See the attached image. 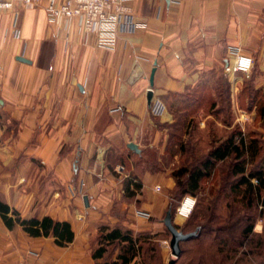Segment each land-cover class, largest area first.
Segmentation results:
<instances>
[{
	"label": "crops",
	"instance_id": "0c3cea01",
	"mask_svg": "<svg viewBox=\"0 0 264 264\" xmlns=\"http://www.w3.org/2000/svg\"><path fill=\"white\" fill-rule=\"evenodd\" d=\"M60 2L0 13V198L23 217L70 221L75 238L58 246L52 237H33L16 226L7 228L14 237L4 249L11 248L14 264H96L88 241L100 225H120L110 210L125 196L126 179L135 176L142 188L132 198L141 204L133 210L136 222L123 225L158 234L154 240L165 252L170 240L162 212L171 198L158 195L161 185L134 167L123 177L115 166L122 158L142 159L148 148L165 154L179 115L204 103L205 95L208 109L221 110L222 80L230 107L250 118L238 122L235 115L233 122L264 123L258 102L244 90L248 84L264 96V0H130L136 25L120 32L113 50L100 47L97 29L85 31L80 17L50 21L47 7ZM238 48L254 57L249 78L225 73ZM157 99L166 105L162 115L152 112ZM211 116H190L186 125L226 124Z\"/></svg>",
	"mask_w": 264,
	"mask_h": 264
},
{
	"label": "rangeland",
	"instance_id": "374dc122",
	"mask_svg": "<svg viewBox=\"0 0 264 264\" xmlns=\"http://www.w3.org/2000/svg\"><path fill=\"white\" fill-rule=\"evenodd\" d=\"M221 84L224 89H228V82L222 80ZM228 97H230V94ZM242 99L243 101H246V96L243 95ZM204 101V103L199 105L200 107H192L187 113L186 110H184V113L179 115L181 123L170 130L171 135L166 145V150L168 151H166L165 154L160 153L156 147L148 148L146 151L147 155H145L142 159L131 158L130 160L128 158H122V161L115 166L116 172L124 177L126 173L134 167L133 171L145 176L147 181L160 184V189H157L156 193L164 198L166 196L173 198L172 205L170 204V201V203L164 207L162 218L165 217L167 210L172 208L175 223L185 232L198 230L199 226L206 227L209 234L203 236L200 241L193 239L188 243H182V247L184 249H188L187 252L189 254L187 253V256L196 255L198 252L196 248L208 247L207 249L209 250L208 245H210L213 235L219 231L226 236V238L231 240V247H235L234 249L237 250L239 249V252L236 255V258H238L236 264H260L261 260L264 259V254L259 257L248 256L247 260L241 251L248 249V245L242 244V247H239L238 244L239 241L243 240L242 230L246 225L253 222V229L256 231L255 229L257 223L264 221V213L260 212L263 210L264 206L261 201L258 203L257 201H254L253 203L256 204L248 205L246 199L242 200L243 198L241 195H236L232 192L231 185L236 180L231 174V164L233 160L228 159L226 161L219 162L213 174L202 180L201 187L196 191V193H184L181 187H177L176 179L172 174L173 170L179 167L193 168V166L200 164L209 149L228 137L233 131L241 130L247 135L252 134L257 136L261 139V155L264 153V139H262L264 136V123L256 125L252 122H246L244 126H240L239 123L233 122L235 115L239 118L240 116H245L246 113L238 110L235 112L231 107H229L227 97L225 98L226 102L223 104L225 106L219 111H212L208 109L207 104H209L210 100L206 95ZM242 105L245 107V103ZM163 113L159 115H162ZM207 114L212 115L210 121L214 119L213 117H218L226 124L218 125L216 122L212 121L208 122L204 129L199 125L192 127L190 125H186L190 116L205 117ZM170 182L172 184H170ZM253 182H256L255 178H253ZM185 195H192L197 201L193 212L187 219L178 217L175 212L179 201H181ZM119 196L120 200H118L116 204L114 203L111 207V214L118 217L120 221L119 224L122 226H124L123 222L135 223L136 218L132 217L134 216L133 210L140 207L141 200L138 198L125 197L123 194H120ZM258 232H264V230ZM97 235L98 233H96L88 241L90 253H92L93 249L97 245ZM164 235L165 238L170 240L171 234L168 230ZM13 237L14 235L7 231V227L0 219V264L16 263L14 262V259L11 260V256H8L7 254L11 253V248L4 249L6 246L5 241L9 242L11 238L13 239ZM150 245L152 244L147 243L146 247ZM156 245L157 251L153 254V256L149 257L148 254L145 253V256L143 255L140 259H138L137 264H146V261H148L149 264H171V260L174 256L171 253L170 246L167 245V248L165 246L164 252L162 251L159 242H157ZM116 249V246L111 248V252L109 254L110 257H113ZM189 256L176 258V262L174 264H187L190 259ZM225 256V253L220 254L222 259L220 260L223 262L222 264L229 263V259L226 260Z\"/></svg>",
	"mask_w": 264,
	"mask_h": 264
},
{
	"label": "trees",
	"instance_id": "16d2710c",
	"mask_svg": "<svg viewBox=\"0 0 264 264\" xmlns=\"http://www.w3.org/2000/svg\"><path fill=\"white\" fill-rule=\"evenodd\" d=\"M220 87L223 99L222 104L226 102L225 98L227 97L230 107L229 87L224 89L222 84H220ZM244 90L248 91L247 97L249 100L258 102V112L263 117L264 96L254 93L248 84L245 85ZM241 102L242 104L244 103L243 99H241ZM261 151V139L247 135L241 130L233 131L228 137L209 149L200 164L193 166V168L179 167L174 169L172 174L176 179L177 187H181L184 193H196L201 187L202 180L213 174L219 162L232 159L231 174L236 179L231 185L232 192L236 195H241L242 200L246 199L248 205L256 204L253 203L254 201H257V203L261 201L264 206V153L261 155ZM253 178L256 179V182H253ZM141 188L142 182L136 179L135 176H130L125 182V196L129 198L135 197ZM172 201L173 198L171 197V205ZM260 212L264 213V207ZM0 219L10 230L16 226H21L30 236L52 237L58 246H67L75 238V232L70 221L57 220L49 215L41 218L37 216L23 217L20 211L11 207L1 198ZM177 226L180 227L179 225ZM253 226L252 222L243 228V240L239 241L238 244L239 247H242V244L248 245V249L241 251L246 259L248 256L259 257L264 254V232L254 231ZM205 231H207L205 226H199L197 234L183 242L188 243L193 239L200 241L203 236L209 234V231H207L208 233ZM156 235L158 234L136 233L133 229L122 225L111 226L102 224L98 229L97 245L92 251V257L96 260V264H136L138 256H145L146 253L151 257L157 251L156 243L158 241L154 240ZM230 241L218 231L213 235L211 243L208 245L209 250L207 249L208 247L196 248L198 252L193 256L191 254V256L188 255L190 259L187 264H222L220 257L222 253L226 254V260L229 259V263L226 264H232V262L236 264L238 261L236 255L239 249L231 247ZM147 243L152 245L146 247ZM113 246L118 249L115 258L109 256ZM187 251L188 249L182 247V253L178 258L188 257ZM146 264H149L148 261H146ZM260 264H264V259L261 260Z\"/></svg>",
	"mask_w": 264,
	"mask_h": 264
},
{
	"label": "built area",
	"instance_id": "2783aa9c",
	"mask_svg": "<svg viewBox=\"0 0 264 264\" xmlns=\"http://www.w3.org/2000/svg\"><path fill=\"white\" fill-rule=\"evenodd\" d=\"M41 0H0V13L15 9L17 6L39 4ZM130 0H61L59 4L47 7L48 18L52 22L63 21L80 17L85 31L98 32V44L106 49H115L120 32L131 31L136 25ZM15 36H20V29H15ZM254 65V57L241 49H237L234 58L224 65L227 75L242 72L250 77ZM165 110V104L157 99L152 104L154 114H161ZM160 189V186H157ZM147 214V213H145ZM82 215H79L81 218ZM168 243V241H167ZM19 264H34L21 261Z\"/></svg>",
	"mask_w": 264,
	"mask_h": 264
},
{
	"label": "water",
	"instance_id": "95a60500",
	"mask_svg": "<svg viewBox=\"0 0 264 264\" xmlns=\"http://www.w3.org/2000/svg\"><path fill=\"white\" fill-rule=\"evenodd\" d=\"M19 60L24 62L32 63V60L20 55L17 57ZM157 64V62H156ZM155 64V65H156ZM156 67L153 68L152 74L150 77V88L147 93L148 101L151 104L153 100V86H154V75H155ZM128 146L137 151L140 152V148L138 147V144L135 142H130ZM84 200L87 205H89V197L87 195L84 196ZM164 224L166 225V228L171 234L170 238V248L171 253L174 256V258L171 260V263H174L176 258H178L182 253V242L185 240L190 239L191 237L195 236L197 234L198 230L185 232L184 230L180 229L177 224L174 221V214L172 211V208H169L165 214V217L163 219Z\"/></svg>",
	"mask_w": 264,
	"mask_h": 264
},
{
	"label": "clouds",
	"instance_id": "9594fccd",
	"mask_svg": "<svg viewBox=\"0 0 264 264\" xmlns=\"http://www.w3.org/2000/svg\"><path fill=\"white\" fill-rule=\"evenodd\" d=\"M250 119L248 116H240L238 122H243ZM196 198L192 195H185L181 201H179L178 207H176L175 212L178 217L187 219L193 212L196 205ZM256 231L264 230V221H260L256 225Z\"/></svg>",
	"mask_w": 264,
	"mask_h": 264
}]
</instances>
